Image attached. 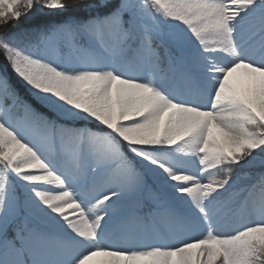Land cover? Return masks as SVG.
I'll list each match as a JSON object with an SVG mask.
<instances>
[{
	"label": "snow or ice",
	"instance_id": "snow-or-ice-1",
	"mask_svg": "<svg viewBox=\"0 0 264 264\" xmlns=\"http://www.w3.org/2000/svg\"><path fill=\"white\" fill-rule=\"evenodd\" d=\"M0 58V264H264V0H0Z\"/></svg>",
	"mask_w": 264,
	"mask_h": 264
},
{
	"label": "trees",
	"instance_id": "trees-1",
	"mask_svg": "<svg viewBox=\"0 0 264 264\" xmlns=\"http://www.w3.org/2000/svg\"><path fill=\"white\" fill-rule=\"evenodd\" d=\"M0 60H2V58H0ZM12 83L18 89L21 95L25 96L26 98H29L24 86L14 76H12Z\"/></svg>",
	"mask_w": 264,
	"mask_h": 264
}]
</instances>
